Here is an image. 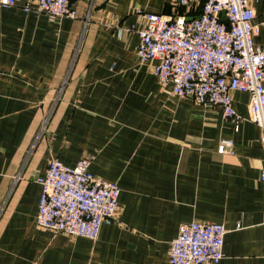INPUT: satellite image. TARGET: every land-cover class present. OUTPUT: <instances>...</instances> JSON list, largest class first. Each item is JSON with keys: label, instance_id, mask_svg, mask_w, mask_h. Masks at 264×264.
Here are the masks:
<instances>
[{"label": "crops", "instance_id": "1", "mask_svg": "<svg viewBox=\"0 0 264 264\" xmlns=\"http://www.w3.org/2000/svg\"><path fill=\"white\" fill-rule=\"evenodd\" d=\"M72 1L75 18H50L37 0L0 7V264H169L196 220L224 224L218 264H264V144L249 94H233L236 127L139 60L137 10L171 13L172 0ZM251 4L264 47V0ZM224 139L234 154L219 152ZM84 157L120 185L118 220L96 239L39 227L37 178L53 159Z\"/></svg>", "mask_w": 264, "mask_h": 264}, {"label": "built area", "instance_id": "2", "mask_svg": "<svg viewBox=\"0 0 264 264\" xmlns=\"http://www.w3.org/2000/svg\"><path fill=\"white\" fill-rule=\"evenodd\" d=\"M172 4L171 13L137 10L146 20L136 29L141 39L139 60L154 62L152 72L162 86H170L173 96L219 108L236 127L243 117L234 108L233 94H249L248 118L261 128L264 144V47L255 43L259 24L251 0H172ZM15 5L17 0H0V7ZM36 10L50 18L77 17L72 0H37ZM218 150L234 154V142L224 139ZM91 163L89 157L75 166L58 159L48 163L45 174L37 178L39 227L96 239L104 224L118 220L120 185L94 175ZM226 232L217 221L182 224L171 242L169 264H218L224 257Z\"/></svg>", "mask_w": 264, "mask_h": 264}]
</instances>
